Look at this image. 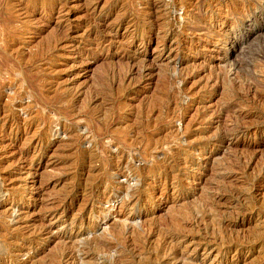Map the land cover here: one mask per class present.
<instances>
[{"label": "rangeland", "instance_id": "rangeland-1", "mask_svg": "<svg viewBox=\"0 0 264 264\" xmlns=\"http://www.w3.org/2000/svg\"><path fill=\"white\" fill-rule=\"evenodd\" d=\"M0 264H264V0H0Z\"/></svg>", "mask_w": 264, "mask_h": 264}, {"label": "bare ground", "instance_id": "bare-ground-1", "mask_svg": "<svg viewBox=\"0 0 264 264\" xmlns=\"http://www.w3.org/2000/svg\"><path fill=\"white\" fill-rule=\"evenodd\" d=\"M141 29V28H140ZM60 42V41H59ZM45 44V43H44ZM49 44V43H48ZM101 72V71H100ZM109 72V71H108ZM255 73V72H254ZM226 75V74H225ZM251 82V81H250ZM115 90H116V88H115ZM256 90V89H255ZM127 165V164H126ZM96 174V173H95ZM84 211V210H83ZM126 221V220H125ZM119 237V236H118ZM117 238V237H116ZM120 238V237H119ZM253 242V241H252ZM122 259V258H121ZM124 259V258H123ZM145 260V259H144ZM148 260V259H147ZM172 260H177V256L176 255H174V256H172Z\"/></svg>", "mask_w": 264, "mask_h": 264}]
</instances>
